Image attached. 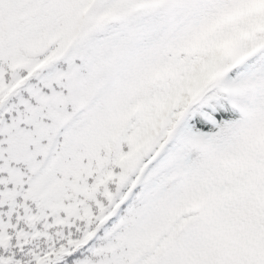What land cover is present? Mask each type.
<instances>
[{
    "label": "snow or ice",
    "instance_id": "1",
    "mask_svg": "<svg viewBox=\"0 0 264 264\" xmlns=\"http://www.w3.org/2000/svg\"><path fill=\"white\" fill-rule=\"evenodd\" d=\"M0 264H264V0H0Z\"/></svg>",
    "mask_w": 264,
    "mask_h": 264
}]
</instances>
